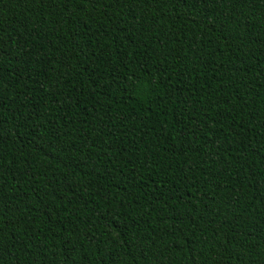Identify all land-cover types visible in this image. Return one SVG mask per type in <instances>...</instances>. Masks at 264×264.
<instances>
[{
  "label": "trees",
  "instance_id": "1",
  "mask_svg": "<svg viewBox=\"0 0 264 264\" xmlns=\"http://www.w3.org/2000/svg\"><path fill=\"white\" fill-rule=\"evenodd\" d=\"M0 264H264V0H0Z\"/></svg>",
  "mask_w": 264,
  "mask_h": 264
}]
</instances>
